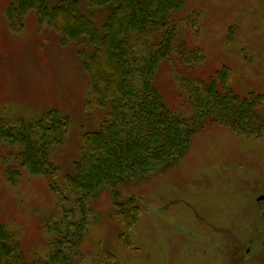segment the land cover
I'll use <instances>...</instances> for the list:
<instances>
[{
	"label": "rangeland",
	"instance_id": "obj_1",
	"mask_svg": "<svg viewBox=\"0 0 264 264\" xmlns=\"http://www.w3.org/2000/svg\"><path fill=\"white\" fill-rule=\"evenodd\" d=\"M11 1L0 0V114L9 107L18 118L37 119L56 109L70 117L65 141L52 157L60 169L56 183L70 198L69 208L75 197L66 186L67 176L76 174L82 136L99 128L103 112L86 111L91 85L76 45H64L61 35L41 23L34 10L24 31L14 33L8 18ZM194 13L200 15L198 33L189 23ZM175 14L185 19L189 47L205 56L202 63L183 69L185 74L208 81L225 69L234 94L242 98L255 94L264 100V0H185ZM157 87L170 106L185 112L187 98L171 66H161ZM13 152L18 153L0 143V223L19 237L26 252L40 254L57 237V224L66 234L67 224L80 221L81 215L74 206L75 213L64 219L45 176L22 168L23 176L11 184L2 160ZM12 163L21 167L14 158ZM263 195L264 132L241 134L209 124L168 171L118 190L105 188L88 201L87 230L77 247L79 261L264 264V201L259 200ZM131 198L141 214L127 228L114 213L119 203Z\"/></svg>",
	"mask_w": 264,
	"mask_h": 264
},
{
	"label": "trees",
	"instance_id": "obj_2",
	"mask_svg": "<svg viewBox=\"0 0 264 264\" xmlns=\"http://www.w3.org/2000/svg\"><path fill=\"white\" fill-rule=\"evenodd\" d=\"M184 6L185 0L11 1L8 18L14 33L24 31L34 10L41 23L47 22L61 35L64 45H76L91 85L86 111L101 109L103 115L99 128L82 136L76 174L67 176L66 186L75 197V205L68 208L70 198L56 183L60 169L52 157L65 141L70 117L56 109L37 119L18 118L9 107L0 114V143L18 152L2 160L9 182L17 184L24 169L45 176L62 217L69 219L74 206L81 215L80 221L67 224L66 234L57 224V237L40 254L26 252L19 237L0 223V264H81L77 247L87 230V203L105 188L118 190L168 171L209 124L241 134L264 132L263 96L234 94L228 70L208 81L183 72L205 59L201 50L189 47L185 19L175 14ZM199 16L194 13L189 20L196 33ZM163 65L175 70V80L187 98L184 113L170 106L157 87ZM13 158L21 167L12 163ZM140 214V206L131 198L117 205L114 216L130 228ZM72 227L76 231H70Z\"/></svg>",
	"mask_w": 264,
	"mask_h": 264
},
{
	"label": "water",
	"instance_id": "obj_3",
	"mask_svg": "<svg viewBox=\"0 0 264 264\" xmlns=\"http://www.w3.org/2000/svg\"><path fill=\"white\" fill-rule=\"evenodd\" d=\"M259 200H264V195L259 198Z\"/></svg>",
	"mask_w": 264,
	"mask_h": 264
}]
</instances>
